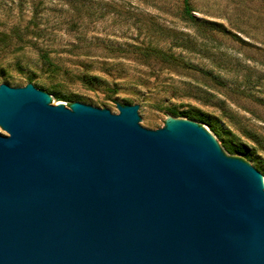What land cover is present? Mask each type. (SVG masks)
I'll use <instances>...</instances> for the list:
<instances>
[{"label":"water","instance_id":"obj_1","mask_svg":"<svg viewBox=\"0 0 264 264\" xmlns=\"http://www.w3.org/2000/svg\"><path fill=\"white\" fill-rule=\"evenodd\" d=\"M0 79V264H264V156L222 117Z\"/></svg>","mask_w":264,"mask_h":264},{"label":"rangeland","instance_id":"obj_2","mask_svg":"<svg viewBox=\"0 0 264 264\" xmlns=\"http://www.w3.org/2000/svg\"><path fill=\"white\" fill-rule=\"evenodd\" d=\"M190 1L198 26L182 0H0V75L112 113L128 100L152 130L201 109L264 156V0Z\"/></svg>","mask_w":264,"mask_h":264},{"label":"trees","instance_id":"obj_3","mask_svg":"<svg viewBox=\"0 0 264 264\" xmlns=\"http://www.w3.org/2000/svg\"><path fill=\"white\" fill-rule=\"evenodd\" d=\"M183 3V7H182V16L185 20H187L188 22L192 23L193 25H199L198 19L194 16L193 14V9L191 7V1L190 0H182ZM12 34L17 38L18 41H24L23 39V34H22V30L20 29H14ZM3 35V34H0ZM7 40H10V38L8 37ZM10 43V42H9ZM7 43V44H9ZM152 53H154L155 55L159 56L161 59H163L164 61H172V60H176L172 55H170L169 53H166L164 51L161 50H151ZM35 80H33V78L29 77L27 78V82L28 83H33ZM82 82L86 85H92L93 82L92 80L88 79H82ZM130 103V102H129ZM169 113L173 116H179V117H184V115L180 112V110L176 109V108H169L168 109Z\"/></svg>","mask_w":264,"mask_h":264}]
</instances>
